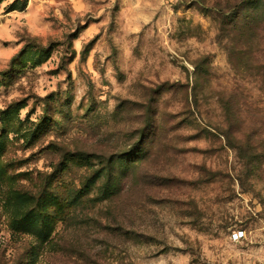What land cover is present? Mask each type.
<instances>
[{"label": "rangeland", "instance_id": "obj_1", "mask_svg": "<svg viewBox=\"0 0 264 264\" xmlns=\"http://www.w3.org/2000/svg\"><path fill=\"white\" fill-rule=\"evenodd\" d=\"M0 143V264H264V0H0Z\"/></svg>", "mask_w": 264, "mask_h": 264}, {"label": "trees", "instance_id": "obj_2", "mask_svg": "<svg viewBox=\"0 0 264 264\" xmlns=\"http://www.w3.org/2000/svg\"><path fill=\"white\" fill-rule=\"evenodd\" d=\"M1 144V143H0ZM1 155V152H0ZM119 162H123L124 160L118 158ZM115 163V161H114ZM103 171V172H102ZM100 171L99 169L95 171L94 175H91L88 178V183L82 185L81 189H78L77 191H81L80 194H76L74 192L73 195L70 197H67L68 199L66 200V204H73L75 207H77L80 203H83V197H81V194L84 191H87L88 188L96 182L99 178L102 176H109L111 174V170L105 171L104 169ZM110 177V176H109ZM109 179V178H108ZM106 180V182L102 185V188L100 189V194L101 198H105V196H108L110 192H112V189L110 188V182ZM48 189L47 183L45 184V188L41 189L40 192H28V191H23L21 189H14L12 191L13 193V201L12 205L14 206L15 215L14 217L20 215L21 219L24 221V229L32 234H34L40 241H47L50 239L53 228L50 227L49 223H47V220L51 219L50 215L51 213L49 211H44L42 208L48 206V196L50 195H45L46 191ZM84 194V193H83ZM82 202V203H81ZM78 204V205H77ZM77 205V206H76ZM20 219V220H21ZM16 221L18 219L15 218Z\"/></svg>", "mask_w": 264, "mask_h": 264}, {"label": "built area", "instance_id": "obj_3", "mask_svg": "<svg viewBox=\"0 0 264 264\" xmlns=\"http://www.w3.org/2000/svg\"><path fill=\"white\" fill-rule=\"evenodd\" d=\"M242 233H243V231H241V230L234 231L233 234H232V235H233V238H234V239H239V238H241Z\"/></svg>", "mask_w": 264, "mask_h": 264}]
</instances>
